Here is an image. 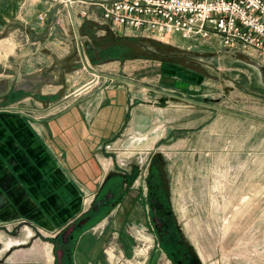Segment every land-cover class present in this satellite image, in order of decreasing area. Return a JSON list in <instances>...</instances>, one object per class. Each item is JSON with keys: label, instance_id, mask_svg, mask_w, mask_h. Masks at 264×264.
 Instances as JSON below:
<instances>
[{"label": "rangeland", "instance_id": "1", "mask_svg": "<svg viewBox=\"0 0 264 264\" xmlns=\"http://www.w3.org/2000/svg\"><path fill=\"white\" fill-rule=\"evenodd\" d=\"M7 1L0 2L2 105L18 102L9 95L11 89L4 80L24 73L27 61L64 59L60 64H67V69L61 79L78 69L97 79L122 76L124 81L264 119V70L260 66H264V52L231 50L217 39H185L180 34L168 40L129 38L109 28L102 32V25L84 21L80 34L87 44L78 49L71 29L72 49L61 51L58 58V49L40 47V34L20 25L21 17L16 16L24 10L23 0ZM34 39L37 42L32 43ZM93 70L96 73L91 75ZM68 83L67 90H74L75 85ZM156 93L154 98L143 99L164 108L163 115L153 116L161 119H155L151 133L123 131L101 145L99 152L111 158L115 170H129L128 162L138 156V150L146 152L162 137L156 147L160 145L163 155L170 157L168 182L176 216L203 264H264V123ZM121 156L124 169L116 161ZM127 187L110 213L94 223L95 250L79 253L76 264H173L152 233L145 190L136 183ZM101 189L82 193L76 214L59 224H53L51 216L0 220V264H57L54 240L71 220L88 212L102 195ZM10 238L21 243L6 249Z\"/></svg>", "mask_w": 264, "mask_h": 264}, {"label": "crops", "instance_id": "2", "mask_svg": "<svg viewBox=\"0 0 264 264\" xmlns=\"http://www.w3.org/2000/svg\"><path fill=\"white\" fill-rule=\"evenodd\" d=\"M93 2L23 0L24 10L16 17H21L22 27L40 34V47L58 49V58L61 51L66 53L72 49L71 29L78 49L87 44L85 36L80 34L86 20L102 25V32L109 28L118 36L135 37L132 31L126 32L104 22L102 10ZM84 11L88 15H84ZM35 42L34 39L32 43ZM49 60L27 61V65H23L24 73L4 80L11 89L8 94L19 100L8 109H0L2 221H10L18 215L36 220L51 216L53 224L71 219L81 207V194L98 192L107 174L117 168L112 166L111 158L105 159L99 152L100 146L123 131L139 130L149 134L154 129L155 119H161L153 116L164 114V108L155 102L143 101L154 98L159 91L104 75L97 79L81 69L67 78L64 74L61 79L67 69V64H60L64 59ZM92 72L96 73L89 71L91 75ZM68 82L75 85L74 90H67ZM161 138L156 139L153 146ZM95 236L91 229L80 233L73 249L74 264L79 253L89 254L95 250Z\"/></svg>", "mask_w": 264, "mask_h": 264}, {"label": "built area", "instance_id": "3", "mask_svg": "<svg viewBox=\"0 0 264 264\" xmlns=\"http://www.w3.org/2000/svg\"><path fill=\"white\" fill-rule=\"evenodd\" d=\"M93 3L102 10L104 22L132 31L135 36L168 40L180 34L185 39L208 42L217 39L231 50L264 52V0H94ZM83 14L88 15L87 11ZM11 106L0 105V109ZM107 147L115 153L119 151L116 146ZM116 161L124 168L125 157Z\"/></svg>", "mask_w": 264, "mask_h": 264}, {"label": "flooded vegetation", "instance_id": "4", "mask_svg": "<svg viewBox=\"0 0 264 264\" xmlns=\"http://www.w3.org/2000/svg\"><path fill=\"white\" fill-rule=\"evenodd\" d=\"M169 162L170 157L167 158L166 155H163L160 145L157 147L155 145L146 152L138 150V156L128 162L129 168L127 169L129 170L118 168L110 171L103 182L102 195H98L99 197L88 212L77 220H72L63 229L64 231L71 223H75L74 230L68 236L67 242H64L63 231L57 237L58 248L63 246L65 255L71 254V259L68 258L69 262H73V249L80 233L93 229L97 219L101 215L109 214L116 202L123 198L124 192L128 188L127 185L136 183L139 188L145 190L144 200L147 202L152 233L162 251L170 256L171 262L173 264H203L176 216L168 182L170 178ZM82 219L86 220L79 225Z\"/></svg>", "mask_w": 264, "mask_h": 264}, {"label": "water", "instance_id": "5", "mask_svg": "<svg viewBox=\"0 0 264 264\" xmlns=\"http://www.w3.org/2000/svg\"><path fill=\"white\" fill-rule=\"evenodd\" d=\"M260 66L263 68L264 70V66L260 64ZM98 73V72H97ZM100 74V73H98ZM110 77L112 78H116V79H122L120 77H116V76H112V75H109ZM128 81V80H126ZM128 82H131V83H134L132 81H128ZM150 89H154L156 91H159V92H162V93H166L168 95H171L173 97H176V98H179V99H182V100H185V101H189V102H195V103H199V104H203V105H207L209 107H213V108H216V109H220L222 111H226V112H229V113H232V114H235V115H239V116H242V117H247V118H250V119H253V120H256V121H259V122H262L264 123V119H261V118H258V117H255V116H252V115H247V114H244V113H241V112H238V111H234V110H231V109H227V108H224V107H221V106H217L215 104H211V103H207V102H203V101H198V100H194L192 98H189V97H185V96H182V95H178L176 93H172V92H167V91H164V90H160V89H156L154 87H150V86H146ZM16 89V88H15ZM86 219H82L80 222H79V225L84 223ZM74 226H75V223H71L63 232L62 234L64 235V242H67L68 240V236L71 234V232L74 230ZM65 254V249L63 246H61L60 248H58L56 250V256H57V264H64L63 263V255ZM68 258L71 259V254L68 253L67 254ZM68 264H74L72 261H70Z\"/></svg>", "mask_w": 264, "mask_h": 264}, {"label": "bare ground", "instance_id": "6", "mask_svg": "<svg viewBox=\"0 0 264 264\" xmlns=\"http://www.w3.org/2000/svg\"><path fill=\"white\" fill-rule=\"evenodd\" d=\"M31 234H32V230L30 228H28V235H31ZM19 242H20V240L17 238L16 239L10 238V240H7V242L5 243V246L8 249L9 246L18 244Z\"/></svg>", "mask_w": 264, "mask_h": 264}, {"label": "trees", "instance_id": "7", "mask_svg": "<svg viewBox=\"0 0 264 264\" xmlns=\"http://www.w3.org/2000/svg\"><path fill=\"white\" fill-rule=\"evenodd\" d=\"M85 24L86 25H91V26H95L96 25V24H94V23H92L91 21H88V20L85 21ZM91 33H92L91 35L93 36V38H95L94 31L91 32ZM103 52H104V49H103ZM54 241H56V243H57V239H55ZM63 261H64L65 264H67L69 262V259H68L67 255H64Z\"/></svg>", "mask_w": 264, "mask_h": 264}]
</instances>
